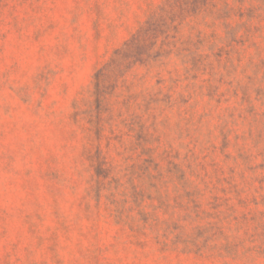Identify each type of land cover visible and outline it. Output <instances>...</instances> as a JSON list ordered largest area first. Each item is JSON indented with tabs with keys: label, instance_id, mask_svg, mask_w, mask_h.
<instances>
[{
	"label": "rangeland",
	"instance_id": "1",
	"mask_svg": "<svg viewBox=\"0 0 264 264\" xmlns=\"http://www.w3.org/2000/svg\"><path fill=\"white\" fill-rule=\"evenodd\" d=\"M0 264H264V0H0Z\"/></svg>",
	"mask_w": 264,
	"mask_h": 264
}]
</instances>
